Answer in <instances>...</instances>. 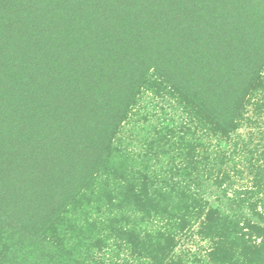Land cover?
<instances>
[{
	"label": "trees",
	"instance_id": "16d2710c",
	"mask_svg": "<svg viewBox=\"0 0 264 264\" xmlns=\"http://www.w3.org/2000/svg\"><path fill=\"white\" fill-rule=\"evenodd\" d=\"M147 95L180 122L136 150ZM249 109L264 0H0V264H264V166L220 151Z\"/></svg>",
	"mask_w": 264,
	"mask_h": 264
},
{
	"label": "rangeland",
	"instance_id": "374dc122",
	"mask_svg": "<svg viewBox=\"0 0 264 264\" xmlns=\"http://www.w3.org/2000/svg\"><path fill=\"white\" fill-rule=\"evenodd\" d=\"M175 110L169 100L161 101L149 95L145 96L136 107L135 114L123 128L124 136L129 138V147L141 150L142 139L151 138L154 130L165 124L171 125V118L179 123V110ZM248 116L250 118L232 133L220 148L221 153L224 152L230 159L225 166L231 171L235 187L250 185L252 171L264 166V109L261 112L249 109ZM202 191L212 205L219 203V197L222 199L219 190L210 183L204 182ZM208 247V242L191 231L181 236L177 252L189 249L205 259V251Z\"/></svg>",
	"mask_w": 264,
	"mask_h": 264
}]
</instances>
